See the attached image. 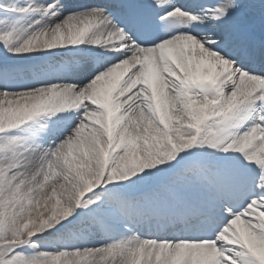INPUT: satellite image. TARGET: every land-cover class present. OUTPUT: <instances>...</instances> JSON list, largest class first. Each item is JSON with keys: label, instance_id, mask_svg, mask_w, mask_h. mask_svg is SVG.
Returning a JSON list of instances; mask_svg holds the SVG:
<instances>
[{"label": "snow or ice", "instance_id": "1", "mask_svg": "<svg viewBox=\"0 0 264 264\" xmlns=\"http://www.w3.org/2000/svg\"><path fill=\"white\" fill-rule=\"evenodd\" d=\"M0 264H264V0H0Z\"/></svg>", "mask_w": 264, "mask_h": 264}]
</instances>
